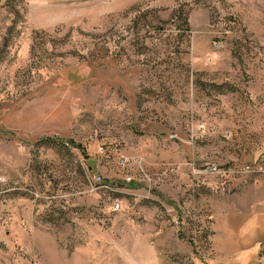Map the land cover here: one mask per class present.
Here are the masks:
<instances>
[{"label":"rangeland","instance_id":"374dc122","mask_svg":"<svg viewBox=\"0 0 264 264\" xmlns=\"http://www.w3.org/2000/svg\"><path fill=\"white\" fill-rule=\"evenodd\" d=\"M151 62L193 83L167 140L110 124ZM263 145L264 0H0V264L236 259L222 210Z\"/></svg>","mask_w":264,"mask_h":264},{"label":"crops","instance_id":"0c3cea01","mask_svg":"<svg viewBox=\"0 0 264 264\" xmlns=\"http://www.w3.org/2000/svg\"><path fill=\"white\" fill-rule=\"evenodd\" d=\"M143 63V62H142ZM144 64V63H143ZM147 65V64H146ZM145 72L143 76H138L132 81L135 84L132 95L122 92V96L127 100L131 110L127 117L124 112L113 111L110 124L124 127L128 125L139 130H146L143 125L157 122L156 130H162L163 134H158L161 140H167L170 132H173L178 121L188 113L182 103L193 99L189 94V85L192 87L191 78H187L177 86L175 83V72L157 73L151 69ZM177 75H179L177 73ZM137 79L139 81H137ZM178 80V79H176ZM122 89V88H121ZM180 89L183 91L181 92ZM190 91V90H189ZM193 103V102H192ZM243 103V104H242ZM202 110L210 108L205 99H195L194 105ZM244 102L236 104L231 109H243ZM192 116V115H191ZM168 119V121H166ZM246 117V121H248ZM249 122V121H248ZM173 129V130H172ZM155 133H159L156 131ZM257 131L247 130L243 133L244 138L254 137ZM244 158H240L238 165L252 167L250 171L243 172L238 181L233 183L234 191L231 195L238 196L235 202H227L222 211L225 214V220L232 219V223L227 224L224 234L228 240V247L237 254L236 259H230L228 262H218L217 264H264V145L254 147ZM209 190V189H208ZM216 198L214 194L212 195ZM212 201V200H210ZM217 206L214 202L208 204L207 212L210 216L217 213ZM202 211L205 212L203 209ZM215 264V263H209Z\"/></svg>","mask_w":264,"mask_h":264},{"label":"built area","instance_id":"2783aa9c","mask_svg":"<svg viewBox=\"0 0 264 264\" xmlns=\"http://www.w3.org/2000/svg\"><path fill=\"white\" fill-rule=\"evenodd\" d=\"M207 168L209 169V171H216L217 170V166L215 164H211V165H208ZM245 171H249L251 168L248 167V166H243L242 167ZM112 209L114 211H119V210H123V206H122V203L120 201H115L113 202V206H112Z\"/></svg>","mask_w":264,"mask_h":264},{"label":"trees","instance_id":"16d2710c","mask_svg":"<svg viewBox=\"0 0 264 264\" xmlns=\"http://www.w3.org/2000/svg\"><path fill=\"white\" fill-rule=\"evenodd\" d=\"M53 140V139H52ZM52 140H50V141H52ZM61 142V141H60ZM70 142H71V140H70ZM83 153H84V151H83ZM84 154H86V153H84Z\"/></svg>","mask_w":264,"mask_h":264}]
</instances>
